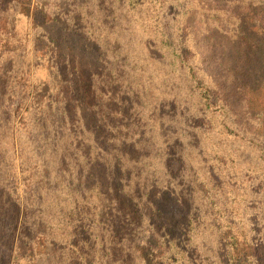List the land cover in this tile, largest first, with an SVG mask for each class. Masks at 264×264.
<instances>
[{
  "label": "rangeland",
  "instance_id": "374dc122",
  "mask_svg": "<svg viewBox=\"0 0 264 264\" xmlns=\"http://www.w3.org/2000/svg\"><path fill=\"white\" fill-rule=\"evenodd\" d=\"M219 1L0 0L20 210L0 264H232L227 235L264 264V0ZM181 46L224 111L185 88Z\"/></svg>",
  "mask_w": 264,
  "mask_h": 264
},
{
  "label": "trees",
  "instance_id": "16d2710c",
  "mask_svg": "<svg viewBox=\"0 0 264 264\" xmlns=\"http://www.w3.org/2000/svg\"><path fill=\"white\" fill-rule=\"evenodd\" d=\"M130 2V6L137 7L147 4L149 9H153L157 6L163 8L165 5V0H128ZM211 4L201 5L203 10L208 11V13H226V7L223 8L218 6L217 4L220 2L219 0H209ZM227 2V0H226ZM203 3V2H202ZM206 3H209L206 1ZM262 3V2H261ZM201 4V3H200ZM264 5V4H261ZM262 17V16H261ZM260 17V18H261ZM258 22H262L258 17L254 18ZM211 33V31H209ZM223 34H226L224 30H222ZM99 42L102 38L96 37ZM170 63L173 66L180 67V72L184 73V79L187 83L185 85L186 89L199 98L202 106L206 108L207 111H212L213 109L220 108L221 111H224L228 108V96L227 90L229 89L228 82H220L216 80V78H212L208 73L203 71V69L199 68L195 65L193 57H191L188 53L186 47L181 46L180 49H173L171 51V61ZM251 89V93L253 88ZM8 86L4 83H0V163L3 160V157L12 153L14 150L13 139L11 134V128L9 127L11 119L13 117L12 111L9 106H6V98H7ZM10 112V115H9ZM92 148L96 153L99 147L97 148L96 140H92ZM92 155V154H91ZM13 157V154H12ZM114 161L116 158H113ZM95 162V160H94ZM93 162V163H94ZM20 216V210L17 207L16 202L12 194L7 191L6 179L0 176V240L2 242L1 245L4 248L7 247L9 241L11 240L13 229L18 222V218ZM192 225V220L189 221V225ZM231 232V228L228 230ZM179 233V232H178ZM228 240V244L225 245L226 255L229 258V263L232 264H247L250 262L254 253H256L255 246L241 244L238 238H234L231 235L226 236ZM180 253H184L182 250Z\"/></svg>",
  "mask_w": 264,
  "mask_h": 264
}]
</instances>
